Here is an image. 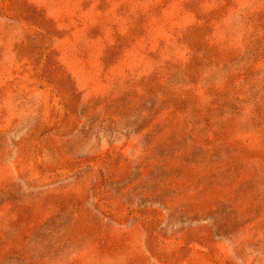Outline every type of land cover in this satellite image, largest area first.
Returning a JSON list of instances; mask_svg holds the SVG:
<instances>
[{
	"label": "rangeland",
	"instance_id": "1",
	"mask_svg": "<svg viewBox=\"0 0 264 264\" xmlns=\"http://www.w3.org/2000/svg\"><path fill=\"white\" fill-rule=\"evenodd\" d=\"M0 264H264V0H0Z\"/></svg>",
	"mask_w": 264,
	"mask_h": 264
}]
</instances>
